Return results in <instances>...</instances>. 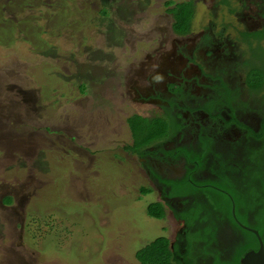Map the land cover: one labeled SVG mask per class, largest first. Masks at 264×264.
<instances>
[{
  "label": "rangeland",
  "instance_id": "rangeland-1",
  "mask_svg": "<svg viewBox=\"0 0 264 264\" xmlns=\"http://www.w3.org/2000/svg\"><path fill=\"white\" fill-rule=\"evenodd\" d=\"M166 1L188 0H0V264H141L179 232L147 213L120 86L169 25ZM209 15L198 2L196 31Z\"/></svg>",
  "mask_w": 264,
  "mask_h": 264
},
{
  "label": "flooded vegetation",
  "instance_id": "flooded-vegetation-1",
  "mask_svg": "<svg viewBox=\"0 0 264 264\" xmlns=\"http://www.w3.org/2000/svg\"><path fill=\"white\" fill-rule=\"evenodd\" d=\"M191 1L195 13L201 2L211 14L202 29L195 30L194 20L189 33L176 32L168 11L169 25L158 39H148L151 46L120 82L137 108L128 120L140 118L154 129L150 143L138 148L127 120L132 144L125 148L149 185L142 195L155 196L148 202L149 217L162 222L169 213L180 226L173 239L159 237L169 239L177 262L193 257L196 264H215L242 240L238 228L247 224L238 217L234 196H246L255 165L251 157L263 142L264 88L257 86L264 72L254 60L259 54L254 47H264V0L185 2ZM170 2L166 9L179 4ZM8 198L13 204L5 206L14 207L12 194L3 204ZM224 198L232 202L233 220ZM152 205L163 207L164 219L150 215Z\"/></svg>",
  "mask_w": 264,
  "mask_h": 264
},
{
  "label": "trees",
  "instance_id": "trees-1",
  "mask_svg": "<svg viewBox=\"0 0 264 264\" xmlns=\"http://www.w3.org/2000/svg\"><path fill=\"white\" fill-rule=\"evenodd\" d=\"M170 4L173 5L172 2H170L169 5ZM169 12L175 17L173 27L176 32L186 34L191 31V24L195 15L192 1L176 4ZM2 39L4 40V38ZM263 88L264 80L257 86V89L261 90ZM130 120H132V123H130L134 133L133 136L136 140V147L139 148L145 144H149V137L154 129L146 127L140 118L134 117ZM260 138L263 142L256 147L251 157L255 165L251 169L249 180L246 184L248 187L247 193H245L246 196L237 195L234 196V198L237 203L238 217L250 228L258 230L264 242V129L260 134ZM147 192L149 191L145 190L144 193ZM224 199L226 208L225 213L233 220L232 202L227 198ZM240 204L246 207L245 213H240L238 210ZM149 212L150 215L157 219H164L165 217V211L162 206L152 205L149 208ZM237 233L241 236L242 240L235 246V250L231 256L224 260L217 258L215 264H241V259L247 252L259 248V242L254 233L243 228H238ZM136 257L141 264H182L175 259L170 248V241L165 237L157 238L149 243L146 247L137 252ZM183 264H196V260L193 257H187Z\"/></svg>",
  "mask_w": 264,
  "mask_h": 264
},
{
  "label": "water",
  "instance_id": "water-1",
  "mask_svg": "<svg viewBox=\"0 0 264 264\" xmlns=\"http://www.w3.org/2000/svg\"><path fill=\"white\" fill-rule=\"evenodd\" d=\"M242 227L256 235L259 242V248L247 252L241 259V264H264V242L260 232L245 225H242Z\"/></svg>",
  "mask_w": 264,
  "mask_h": 264
}]
</instances>
